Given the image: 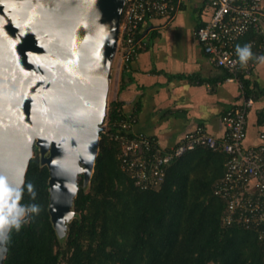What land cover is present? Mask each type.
<instances>
[{
  "label": "water",
  "instance_id": "obj_1",
  "mask_svg": "<svg viewBox=\"0 0 264 264\" xmlns=\"http://www.w3.org/2000/svg\"><path fill=\"white\" fill-rule=\"evenodd\" d=\"M127 2L0 0V264L11 220L19 209L30 213L15 194L35 148L50 173L51 221L66 234L79 178L91 182L99 156Z\"/></svg>",
  "mask_w": 264,
  "mask_h": 264
},
{
  "label": "trees",
  "instance_id": "obj_2",
  "mask_svg": "<svg viewBox=\"0 0 264 264\" xmlns=\"http://www.w3.org/2000/svg\"><path fill=\"white\" fill-rule=\"evenodd\" d=\"M242 82L246 97L251 98L248 81ZM125 117L112 101L108 112L111 131H115L113 123ZM118 154V145L101 133L91 180L95 195L86 194L80 186L74 202L75 212L82 218L69 225V264H264V248L253 231L222 226L224 205L213 190L224 174V154L207 149L188 153L168 168L159 189L149 191L134 186L121 170ZM49 178V169L41 167L38 157L32 158L18 200L30 210L31 221H19V228L12 227L5 264H60L47 209ZM125 179V190L115 188L117 181ZM92 205L97 213L102 208L100 217L84 214ZM33 206L39 211H31Z\"/></svg>",
  "mask_w": 264,
  "mask_h": 264
},
{
  "label": "built area",
  "instance_id": "obj_3",
  "mask_svg": "<svg viewBox=\"0 0 264 264\" xmlns=\"http://www.w3.org/2000/svg\"><path fill=\"white\" fill-rule=\"evenodd\" d=\"M180 7V0H128L120 22L115 58L120 76L146 47L141 37L145 23L157 18L172 20ZM211 8L209 21L199 26L195 35L210 62L224 69L230 75L229 81L239 84L243 97L242 104L228 110L222 118L225 135L218 139L206 128L198 127L176 146L166 149L156 138L135 133L131 116L113 123L115 131H111L108 113L102 133L118 145L121 170L141 191L159 189L167 178L168 168L188 153L207 149L224 154V174L213 190L224 205L222 226L253 231L264 248V134L259 145H245L247 119L254 99L246 97L242 82L252 74L258 61L250 60L241 67L236 52L239 40L254 32L261 41L250 44L258 45L256 56L263 54L264 0H212Z\"/></svg>",
  "mask_w": 264,
  "mask_h": 264
},
{
  "label": "crops",
  "instance_id": "obj_4",
  "mask_svg": "<svg viewBox=\"0 0 264 264\" xmlns=\"http://www.w3.org/2000/svg\"><path fill=\"white\" fill-rule=\"evenodd\" d=\"M211 1L180 0L172 20L146 22L141 33L146 47L123 78L121 74L114 92L121 113L134 119L135 133L156 138L166 149L198 127L221 139L226 132L224 114L243 102L239 84L210 62L195 35L211 17ZM251 41L259 44L261 37L250 32L236 48ZM258 51V45L252 46L255 55ZM246 80L254 105L247 119L245 145L256 146L264 134V63L258 61Z\"/></svg>",
  "mask_w": 264,
  "mask_h": 264
},
{
  "label": "rangeland",
  "instance_id": "obj_5",
  "mask_svg": "<svg viewBox=\"0 0 264 264\" xmlns=\"http://www.w3.org/2000/svg\"><path fill=\"white\" fill-rule=\"evenodd\" d=\"M118 69L119 68H118L117 61H114L113 67H112V72H111V79H112V81H111V91H110V96H109V103H110V101L113 100L114 92L116 91V89H117V87L119 85V81L121 79V76H120V73H119V70ZM109 146H114V145L109 141ZM48 156H49V153H46L45 154V157H48ZM37 157L39 159V162H40L41 167H45V165H43L41 163L42 155H41V152H40L39 149H38V152L34 153V155H33V158H37ZM217 169H218V167H217ZM217 169H213V171H216ZM125 180L126 181H124L123 183H119L117 181L116 184H115V188H118L120 191L125 190V186H128L127 185L128 184L127 183V179H125ZM83 182H84L83 181V176H80L79 183H80V186L83 188L84 192L86 194H89L90 193V194H92L94 196L95 195V189H94V185L92 184V181L89 182L86 186L83 185ZM48 202L49 203H48V208L47 209H48V212H49L50 193H49V201ZM95 207L96 206H93V205L92 206H89L88 209L85 210L84 214L87 215V216H90L91 218H93L96 215H98V217H100V214L102 213L101 212L102 211V208H100L99 213H97V211L95 210ZM98 209H99V207H98ZM28 214H30V213H28L27 210H25L23 218H25ZM81 218H82V214L75 212L74 217L68 223V229H67L66 234L64 236H62V237L59 236L57 234V232L55 231L56 237L53 240V245H54L53 246V249H54V254H57V253L60 254V258H59V263L60 264H69V259H70L71 255H72V250H70L69 245H68L69 225H70L71 222H73L75 220H80ZM30 221H31V218H29L26 222L23 221L22 223L29 224ZM50 222H51V224L53 226V223L51 221V217H50ZM40 226H43V222L40 223ZM53 229H54V226H53ZM84 244L86 246H88V241L86 240L84 242ZM210 264H214V263H210Z\"/></svg>",
  "mask_w": 264,
  "mask_h": 264
},
{
  "label": "clouds",
  "instance_id": "obj_6",
  "mask_svg": "<svg viewBox=\"0 0 264 264\" xmlns=\"http://www.w3.org/2000/svg\"><path fill=\"white\" fill-rule=\"evenodd\" d=\"M236 52L237 55L239 57V62H240V66L241 67H245L247 66L248 62L250 60H255V61H259L264 63V55H260V56H256L253 52H252V45L249 44H245L244 46H237L236 48ZM28 191L29 193L34 197L35 196V192L33 190V185L29 184L28 185ZM20 195L21 193L19 191L16 192L15 194V199L19 200L20 199ZM13 207H15V205H13ZM31 211L33 212H38L39 209L36 206H33ZM24 214V210L23 209H19L16 213V216L13 217V219L11 220V223L19 228L20 227V223H19V219L17 217L23 216ZM4 224V220L3 218H0V226H2ZM3 236V233L0 232V237Z\"/></svg>",
  "mask_w": 264,
  "mask_h": 264
}]
</instances>
